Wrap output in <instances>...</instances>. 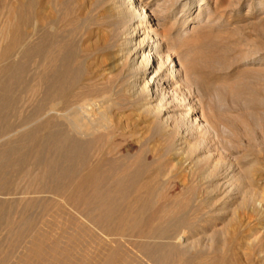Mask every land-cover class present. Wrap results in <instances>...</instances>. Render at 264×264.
<instances>
[{
    "label": "bare ground",
    "instance_id": "6f19581e",
    "mask_svg": "<svg viewBox=\"0 0 264 264\" xmlns=\"http://www.w3.org/2000/svg\"><path fill=\"white\" fill-rule=\"evenodd\" d=\"M205 5L202 0H190L181 17L187 18L182 22L183 29L197 23ZM147 7L145 0H0V20L4 22L0 36L11 38L0 53V119L5 121L14 114L19 118L15 124L4 123L6 131L1 138L15 136L11 135L13 130H35L30 137L0 146V196L18 199L0 201V224L4 222V228L11 230L23 229L41 215L31 220L27 213L36 208L37 214V208L41 209L45 215L40 218L42 225H49L48 217L54 215L52 220L65 224L64 230L73 229L69 236L76 232L67 241L83 238L80 242L85 253L75 262L71 251L60 248L64 234L61 236L59 231L58 237L56 229L57 237L52 232L37 231L32 234L24 264L31 256H36L37 264L183 263L188 241L199 229V211L205 207L206 214L214 212L211 200L198 206L196 199L199 195L213 196L221 188L225 195L233 194L235 181L244 189L240 191L239 208L247 215L258 216L254 220L257 225L264 223V200L259 202L257 195L246 190V186L258 181L248 167L238 169L239 179L233 165L213 160L202 170L199 168L204 158L191 146L192 138L187 135L201 128L203 122L197 115L193 119L198 113L193 104H188V114L181 116L188 121L180 124L187 133L177 136L167 149L181 172L175 177L178 181L173 179L177 182L172 187L175 194L179 192L178 197L170 200V196L162 194L155 182L164 177L160 173L150 180L141 177L147 132L157 130L158 140L149 151L157 157L162 141L175 130V117L169 114L163 98L171 94L177 97L174 86L184 80L178 58L180 42L170 37L176 23L167 30V23L160 22ZM29 58L33 68L30 78L28 66L21 63ZM13 59L17 60L15 64H8ZM16 81L18 96L13 92ZM118 95L126 97L131 115H136L147 130H131V140L126 144L128 149L141 145L143 153L134 163L136 169L119 166L108 174L104 169L109 164L105 153L99 152L92 159V151L101 138L100 131L120 130L123 125V111L118 113L116 103ZM17 181L27 183L13 189ZM247 215L243 219L232 218L229 252L234 258H226L224 253V257L213 256L212 264H250L242 252L245 234L253 225ZM23 231L17 234V240L28 237L29 232ZM52 239L55 240L48 250L45 244Z\"/></svg>",
    "mask_w": 264,
    "mask_h": 264
},
{
    "label": "rangeland",
    "instance_id": "374dc122",
    "mask_svg": "<svg viewBox=\"0 0 264 264\" xmlns=\"http://www.w3.org/2000/svg\"><path fill=\"white\" fill-rule=\"evenodd\" d=\"M145 1L148 4L147 10L151 13L154 12L161 19L159 20L160 22L167 23V30L172 28L173 24L176 23L175 30L171 33L170 37L173 39L176 38L180 42L179 46L182 50H180L178 58L181 60L182 78L184 80L179 81L174 86L177 87L178 98H174L173 94L163 98L164 102H166L164 103L165 106L171 111L169 114H172L171 116L175 117L174 120H177V123H175L176 121L173 122L174 120L172 121L175 130L171 131L170 137L168 136L162 141L161 154H157V157L156 154H149V151L153 148L152 146H154L158 140V138L155 137L157 136V130L155 128L148 130V135L146 134L148 137L146 136L147 142H143L144 153L141 151L143 156L140 154L141 145L136 146L134 149H128L126 144L129 142V139L131 140V130L147 129L143 127L144 123H139L137 121L136 115H131L129 111L130 105L128 104L129 102L126 101V97L118 95L116 97V103L118 104V113H120L121 110L123 111L121 112L122 114L120 113V115L124 117L122 120L123 125L120 130L110 129L111 131H100L99 135L101 138L95 142L92 151V159L93 156L96 157L95 155L103 151L102 153H105L108 160L107 162L109 163L104 169L106 173L113 174V169L116 170L117 168H121L119 166H125L126 168L133 166V168L136 169L134 163L138 156H142L141 158L145 163V167L140 172V175L143 177V180H150L151 177L155 178L154 176L157 175H155V173H160L164 177L155 180V182L158 183V188L160 190L162 189V194L164 196H170L167 197V199L169 198L170 200L172 198H177L179 192L175 194L172 187L178 181L176 178H178L177 176H179L181 172L176 165V161L167 154V149L169 145L171 146L173 144L177 136L187 133V131L184 130L185 127L182 128L180 124H185L188 121L186 118L181 119V116H186L188 114L186 106L188 104H193L198 112L192 116L193 119L197 115L203 119V122H200L201 128L191 133L188 132L189 134L187 133V135L189 138H192L190 140L191 146L199 150L204 158L199 168L202 170V168L207 165L206 163H210L213 160L223 165H233V167L237 169V173L239 172L237 174L238 176L236 175V178L239 179L241 173L238 169L242 167V169L246 170L248 167L250 173H255L254 176L258 181L251 186H246V190L257 195L256 198H259V202L264 200L262 199V197L264 198V0H202V2L206 3V10H204L203 14L197 19L195 25L192 27L188 26L186 29L182 28V22L187 18L182 20L181 17L185 13L184 11L190 6V0ZM3 25L4 22L0 20V30ZM10 41L11 38L7 40L0 36V53ZM16 61L17 60L14 59L10 60L8 64H15ZM21 63L28 66L27 75L30 78L33 70V68H31L32 58L27 59V61L22 60ZM1 66L2 65H0V69ZM13 85V92L18 96L20 94V89H18L17 81ZM115 90L118 89L115 88ZM125 109L127 111H125ZM17 118L16 114H14L5 121L0 119V146L16 143L20 138H27L34 135L35 130L30 128L28 130H21L22 132L20 130H13L14 133L11 132V135L16 134L15 136L12 135L8 138H1V134L6 131L3 130L5 125H9V121L10 124L17 123L16 121L19 119ZM141 123L142 125H140ZM136 124L140 126L138 125L137 128L134 127ZM24 131L27 132L23 134ZM55 131L67 133L68 130H54V132ZM46 134L47 137L48 131ZM122 135H127V138ZM145 143H147V145ZM49 144V140L46 139L45 145L49 147ZM165 145L166 148L164 147ZM146 151L147 153H145ZM108 152H112V154H108ZM107 155L111 156L108 157ZM199 168L197 173L201 171ZM166 174L169 178L166 177ZM11 177H13V174ZM165 178H168L171 183L168 179L165 180ZM162 182L164 183L162 184ZM26 183L27 182L17 181V184H13V189L15 187L17 188L19 184L20 186L18 187L23 188ZM110 184H112L111 181ZM243 190V187L238 186V183L235 181V191L233 194H228L230 197L225 195L223 188L216 191L213 196H198L196 199L197 205H204L203 203L207 200H211V204L213 205L214 203V212L212 215L206 214L208 210H204L205 207L199 211V229L196 234L190 237V242L188 241L189 244L185 248L187 251L184 250L186 253L183 260L184 262L181 263L176 260V264H212L215 257H224V255L228 256L226 258H234V254L229 252L231 246L229 230L231 229V224L234 222L232 218L238 220L240 218L243 219L245 215H247L246 211L239 208L242 199L241 192ZM18 191H21V189H18ZM7 198L9 199L5 200ZM12 200L16 201L18 199L14 196H7L6 194H1L0 196V201L11 202ZM161 201L163 202L164 200L161 199ZM261 206H263L264 210V203H262ZM35 209L27 213V215H29L28 217L30 218L31 216L32 220L35 215L37 216L39 213L41 215L39 214L40 216H38L39 220L38 217H34L33 223L29 222L31 223L30 226L29 223H27V226L25 225L24 228L29 231H23L24 228L19 229V227H12L14 228L12 230L10 227L8 229L5 227V229L4 226L6 224L4 225V222H1L0 249L2 253L0 254V264H24L23 261L25 260V256L31 247L32 234L37 231L44 233L47 231L48 234H51V232L55 234L56 230L58 235L59 233L61 236L64 234L63 240L61 239L60 248L64 251H71L73 260L79 262L85 254L82 245L83 238L80 237L79 239L81 240H72L73 244L71 241H67L66 239L68 237L71 239L72 235H74V233L76 234V232L74 231L72 235L69 236L68 234H71L73 229L67 227L64 230L65 224H56L55 218L52 220L53 217H55L52 214L50 215L53 217L47 216L51 218L49 219V225L47 223L48 226L45 224L42 225L41 219H43L45 215H42V210L38 208L37 210H39V212L37 211L38 213L36 214ZM247 217L252 218L253 225L248 229V233L246 232L245 234L246 242L242 248V252L245 253V255H243V257L247 256L250 264H264V228H262L264 223H262V225H257L255 223L254 220L259 218L258 216H250V214H248ZM200 225H202V227ZM40 226L42 227L40 228ZM44 226L46 227L45 230L42 229ZM47 227H51V229ZM56 227H58V229ZM70 229L72 230L70 231ZM22 231L26 234L29 232L27 234L28 237L17 240V234ZM69 231L70 233H68ZM60 235L58 237H60ZM54 240L55 239H52L50 242H46L45 248L49 250L52 247L50 244L53 245ZM80 241H82V243ZM217 247L219 250L225 251L220 252ZM224 247H226L227 250ZM210 248L211 250H209ZM3 251L6 253L5 255ZM6 255L8 260H5L7 258L3 260V257ZM15 255H18L17 258H15ZM208 255L209 257H207ZM21 258L24 259L21 260ZM34 258H36V256H31L26 261V264H37ZM198 258L200 259L198 260ZM243 263L247 264L245 262Z\"/></svg>",
    "mask_w": 264,
    "mask_h": 264
}]
</instances>
